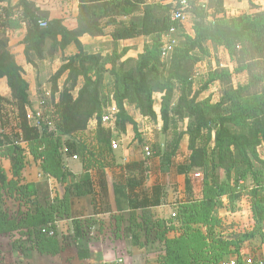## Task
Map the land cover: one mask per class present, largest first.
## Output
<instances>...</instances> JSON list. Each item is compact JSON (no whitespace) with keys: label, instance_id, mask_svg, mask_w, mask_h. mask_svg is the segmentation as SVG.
Wrapping results in <instances>:
<instances>
[{"label":"trees","instance_id":"16d2710c","mask_svg":"<svg viewBox=\"0 0 264 264\" xmlns=\"http://www.w3.org/2000/svg\"><path fill=\"white\" fill-rule=\"evenodd\" d=\"M3 1L8 3L3 7L4 15L0 16V79L6 80L12 101L24 113L25 122L21 127L27 135L34 134L32 143L43 139L38 133L53 132L47 125L40 129L31 126L25 118L30 85L9 49L7 31L25 26L23 53L26 63L32 66L45 56L63 54L70 47H74L76 53L64 59L49 89L48 99L56 122L54 133L58 138L46 136L42 143L30 146V155L38 161L43 173L65 186L64 196L44 205L36 201L34 185L17 182L25 166L26 152L0 133V203L3 194L11 196L14 192L20 202L24 199L22 205L26 207L18 209L14 218L0 207V236L26 235L27 240L17 239L22 250L29 240L39 255L59 254L56 222L69 218L70 198L92 196L97 212L89 171L102 169L104 163L99 155L112 152L113 132L101 124L106 107L113 101L118 108L117 133L125 134L131 126L134 138L142 143L138 123L127 108H133L144 120H157L153 96L159 94V116L164 133L170 131L172 119V123L189 122L183 132H177L174 141L165 144L159 159L160 173H169L181 138L188 136L186 161L176 166L177 173L184 175L183 199L176 205L174 217L152 219L150 209L162 204L166 189L160 184L147 186L151 169L145 158L126 164L115 175L113 191L117 211H141L142 225L148 233L143 242L137 237L134 243L149 247V253L156 252L155 264H225L231 258H239L241 244L260 232L264 225V156L260 152L264 148V10L254 7L250 13L227 16L223 0H205L213 21L209 24L195 22L193 34L188 35L180 34L181 25L171 22V7L160 0L157 3L78 0L74 30H68L62 20L50 18L47 10L33 2L19 0L11 6V0H0ZM103 20L105 25L101 24ZM39 21L46 22V27L41 28ZM108 26L112 28L109 35L113 41L127 39L136 31L149 37L150 44L144 45L130 65L121 61L125 50L114 49L107 55L86 51L80 39L84 35L104 36ZM171 27L176 28L173 38L177 43L164 64L162 49ZM208 49L215 53V67L196 89L194 69L209 56ZM63 76L66 78L59 88L58 80ZM107 76L112 85L111 97L105 92ZM80 79L82 84L77 88ZM213 86L219 88V99L203 100L202 93ZM75 89L77 93L73 97L71 92ZM2 101L4 98L0 95ZM92 126L99 152L96 148L90 150L85 140L78 139ZM61 137L68 139L65 144L60 142ZM198 140H202L201 145ZM64 145L70 154L80 157L82 174L75 176L63 165ZM5 162L9 164L11 178L2 167ZM127 171L131 176L128 177ZM245 190L256 230L225 236L231 226L220 223L222 199L225 197L234 208ZM70 224L73 240L77 241L89 233L86 229L95 222L82 219L71 220ZM50 229L52 236L42 234ZM151 231L154 240H149ZM170 233L173 235L169 236ZM77 252L81 260L86 249L80 248Z\"/></svg>","mask_w":264,"mask_h":264},{"label":"rangeland","instance_id":"374dc122","mask_svg":"<svg viewBox=\"0 0 264 264\" xmlns=\"http://www.w3.org/2000/svg\"><path fill=\"white\" fill-rule=\"evenodd\" d=\"M57 1V0H56ZM56 6V3L53 7L56 11H59V9L63 6L61 4ZM205 0H191V9L186 12V19L181 25V29L179 30L180 34L184 33L188 35H192L193 31V24L195 22H202L205 24H209L213 21V17L211 16L210 10L207 8V3ZM147 3H157L158 0H146ZM4 4V8H6V3ZM69 4V3H67ZM205 4L206 7H202V5ZM61 11V10H60ZM59 11V12H60ZM125 21H128V19ZM102 25L106 24V21L103 20ZM112 28L110 26L105 27V33L110 32ZM178 33V32H177ZM109 33L105 34L104 36H101L102 38L100 39L101 45L98 47H95L94 44H90L89 47L86 49L88 52L92 53H99L102 55H107L111 54L114 49H117L119 52L122 50H125L124 54L121 57V61H127L126 63L130 65L132 63L136 56L141 53L143 47L145 44H150V39L149 37L141 35L140 32H133L132 36H129L127 39H124L122 41H113ZM175 35V34H174ZM175 38V36H173ZM173 38V39H174ZM91 40V39H90ZM90 40L88 39V43H90ZM175 40V39H174ZM177 43V39L175 40V43ZM166 44V41L164 42ZM16 45L12 46V49H15ZM209 56H207L201 63H198L195 66L194 69V76H193V84L194 87L200 88V86L203 84V82L206 79L207 73L215 67V53L211 50L208 49ZM76 53V50L74 47H70L67 49L63 54L57 53V55L47 58L46 56L38 60L36 62L35 66H32L30 64H25L26 68L24 69V76L26 80L29 82L31 86V91H30V106H33L36 109H39L42 111L43 115L45 118H48L50 122V132L52 131L53 133H48L47 131L43 133H38V137L43 135V139L39 140L41 143L43 142L44 137L50 136L51 139H56L57 133H54L55 128H56V122L53 120V106H51L50 100L48 99L49 97L44 96V91L49 90L51 85H52V80L59 70L60 66L64 63V59L67 57L73 55ZM168 57L162 56V63L166 64L168 62ZM65 76L61 77V79L58 80V86L61 88L63 86V83L65 81ZM107 79L105 80V92L106 94L111 97L112 96V85L108 79V76L106 77ZM82 80L80 79L77 88L81 87ZM7 85V84H6ZM9 90V89H8ZM50 91V90H49ZM77 89L71 92L73 97L76 96ZM0 95L4 98V101L0 102V133L8 137L12 142L18 144L21 146L24 151L26 152L25 155V167H31V165H39L38 161H34L33 157L30 155V146L36 145L39 141H35L32 143V140L35 138L34 134L27 135L24 130L22 129L21 125L23 122H25L24 119V113L20 110L19 106L12 101L10 97V91H7L5 88L4 83H0ZM154 109L159 112V104H160V98L161 96L159 94H154ZM219 88L217 86L210 87L209 90L206 92H203L201 95V98L203 100H210L211 102H215L219 99ZM128 110L130 109V113L135 114L134 111H132L131 107L127 108ZM174 119L171 120L170 127H169V132L166 134L162 130V123L159 120H154V121H147L144 119H140L138 117V126H139V131L140 135L144 136L142 137V143H139L137 146V150H135L138 155L143 156L144 158V148L149 147L152 149V151L155 153L153 157L151 158H146L149 161L155 160L157 158H160L161 156V151L160 150V144L164 145L167 144V142H172L177 138V132H183L186 129V126L189 124L188 120H184L182 122H175L172 123ZM42 127V126H41ZM40 127V128H41ZM38 128V129H40ZM129 132H126L125 134L117 133L114 141L121 146V149L116 151L115 156H121L119 159H116L117 162H119L122 159L123 154L126 152H130V144L133 142V137L134 133L131 131L130 126H128ZM48 133V134H47ZM27 141H25V138ZM93 137H94V127H90L82 136H79L78 139L80 140H85V142L89 145H92L93 142ZM22 139V141L20 140ZM49 139V138H48ZM182 139V138H181ZM68 139L65 137L60 138V142L65 144ZM198 145L202 144V140H198ZM32 144V145H31ZM68 150V148H67ZM62 152L63 149H62ZM61 152V153H62ZM261 155L264 156V148L261 149ZM66 153V152H64ZM68 153V152H67ZM188 149L187 151H179L177 153L176 158L173 160L175 166L183 165L186 161ZM129 154V153H128ZM31 160L33 161L31 164ZM77 160H79L77 158ZM97 160V159H94ZM148 161V162H149ZM98 162V161H97ZM93 163V162H92ZM95 164V163H94ZM126 164L119 163L115 166V170L117 174H119V169L125 168ZM2 167L4 171L6 172L8 178H11L10 170H9V164L7 162L2 164ZM33 167V166H32ZM93 167H97V165H94ZM110 167V166H108ZM113 167V166H112ZM256 167L258 168V165L256 164ZM114 168V167H113ZM27 171V170H26ZM26 171H22L20 177L18 178L17 182L19 184H24L25 179L22 177L24 176V173ZM137 172V171H135ZM116 174V175H117ZM128 177L131 176L130 172L127 171ZM144 174V173H143ZM123 179V178H122ZM149 184V183H148ZM182 185V184H181ZM182 191H180V187L178 183L171 184L168 187V202L169 206L166 209V213L164 215L171 216L174 214V210L176 208V202H178L182 196ZM59 198V197H57ZM183 198V196H182ZM224 204L222 202V206L220 207V223L223 226H231V229L225 231L224 235L227 236L229 234H234V235H241V234H248L251 233L252 231L256 230L255 224L253 222L252 216L250 214L249 210V196L247 191L245 190L244 193L242 194V198L235 204V207L233 208V204L226 202L227 200L225 197H223ZM3 202L0 203L1 210L6 212L9 217L14 218L15 214L18 212V209H23L24 205V199L21 200V202L14 197V192L11 193V196L8 194H3L2 196ZM172 204H175L174 206H171ZM227 207V209H226ZM161 215V214H159ZM152 219L155 218L156 220V215L151 213ZM125 220L130 221V216L125 215L122 216ZM121 218V220H122ZM165 218V217H161ZM167 218V217H166ZM71 223V222H70ZM61 226L57 228L62 230V233L64 235L68 234V232H72L71 224L69 225V230H67L65 224H59ZM121 226L117 225V228L120 230ZM127 228L129 226H125ZM101 228L100 227V231ZM106 229V228H105ZM86 230H89V233H86V238H94L96 235V228L91 226V228H87ZM59 231V230H58ZM135 234L137 237L140 239L141 242L144 241V237L146 236V233L143 225L137 226L136 230H134ZM42 234L52 236L53 235V230H49L46 232H42ZM59 237H60V232H58ZM153 231L149 234V240H154L153 237ZM173 235V233H170L169 236ZM17 233H13L10 235V238L5 236L3 238H0V264H60L58 258H44V259H39L36 257L37 252L34 250V248L31 247L30 243L27 241L25 247L26 249L20 248V246L17 244V239L20 238L18 241L22 240H27L26 235H20ZM2 237V236H1ZM66 237V236H65ZM103 237V236H102ZM106 236L103 238V241H99V244L102 246H106L107 244L110 245L113 244L116 251L115 255L112 256L111 259H107L109 262L114 261L112 264H155L157 253L153 252L154 254H150L151 257H147V250H149V247H146L142 249V251H139L140 253L137 252V250L132 249L136 253V255L132 256V253L130 254V241H125V240H119L118 242H113V241H106L104 240ZM67 238H64V246L69 247L68 250L63 254V262L64 264H90V262L95 264L94 262H100V255L98 254L100 250L101 251V246L97 245V251L96 255L89 257V254L85 252L86 258L88 260L86 261H80L77 262L75 261V251L71 247L73 244H69L67 241ZM67 243V244H66ZM109 247V246H108ZM33 254L35 256V259L33 258L30 260V255ZM142 254L143 257L141 259L140 255ZM239 254L241 256H244L246 259L250 260H257L259 258H264V225L261 229L260 232L256 233L252 238L244 241L241 246L239 247ZM39 256V254H37ZM154 255V257H153ZM89 257V258H88ZM132 257V258H131ZM131 258V260H130ZM149 258V259H147ZM74 259L73 263H71V260ZM106 259H104V262H108ZM133 260V261H132ZM144 261V263L141 262ZM32 261V262H31ZM103 264V263H100Z\"/></svg>","mask_w":264,"mask_h":264},{"label":"crops","instance_id":"0c3cea01","mask_svg":"<svg viewBox=\"0 0 264 264\" xmlns=\"http://www.w3.org/2000/svg\"><path fill=\"white\" fill-rule=\"evenodd\" d=\"M19 0H11L10 5L13 6L16 4ZM33 2L37 7L47 10L50 14V18H56L60 19L63 22V25L68 29V30H74L77 27V17H78V0H61V4L63 5L59 11H56L53 9L55 3L56 6L60 5V1L56 0H26ZM7 1L0 2V5L4 7V4ZM69 3V4H67ZM223 5H224V10L226 12L227 16H236L242 13H250L252 11V8L258 7L261 10H264V0H223ZM108 28V27H107ZM107 34L109 32H106ZM26 35V28L24 25H22L18 29L14 30H8L7 31V36L9 38V49L10 51L14 54L16 62L18 65H20L23 70L26 68L25 64V56H24V46L22 45V41ZM109 37L110 36H106ZM102 37H90L84 35L80 41L84 48H88L90 44H94L95 47H98L101 45L99 42ZM88 39L90 40V43H88ZM16 45L15 49H12V46ZM25 71V70H24ZM107 79V78H106ZM109 79V78H108ZM109 81V80H107ZM0 83L5 84V88L7 91L8 86L6 85V80L5 79H0ZM29 83V82H28ZM30 85V84H29ZM30 91H31V86H30ZM161 96V95H160ZM132 111L133 108H131ZM159 109H160V104H159ZM128 110V109H127ZM129 114L134 118V120L138 123V117L141 119V117L135 112V114L130 113V109L128 110ZM158 117L157 120H160L159 112H157ZM139 127V126H138ZM131 131L132 127L130 126ZM126 132H129V128L127 127ZM133 132V131H132ZM140 132V131H139ZM117 134L116 128L115 131L113 132V139L112 142L114 141V138ZM83 134H80L82 136ZM144 137L143 135L141 138ZM214 138V134H212V141ZM133 142L130 144V152H126L123 154L122 159L117 162L116 159H119V156H115L116 151L121 149V146L118 144V148L116 150L112 149V142H111V153H107L106 151L103 152V154L99 155V158H102V162L104 163V166L102 169H91L90 176L92 179V184H93V190L95 192V199L97 202V212L94 211L93 207V202H92V196L87 195L85 197L77 198L75 196H72L70 198V215L68 219H63L59 220L56 222V229L61 226L59 224H65L67 230H69V225L71 220H92L95 222L94 228H96L97 232L94 238H89L86 236L79 238L77 241L73 240V236L71 235L70 232L68 234L64 235L62 233V230L58 229L60 232V237H59V242H60V252L59 254L55 256L51 255H36L37 258L39 259H44V258H58L60 264H64L62 259H63V254L68 250L69 247L64 246V238H67L69 244H73L71 247L73 251H75V261L79 262L80 261H86L88 260L86 256L83 257V259L78 258V249L83 248L86 249V253L89 254V257H92L96 255L97 251V245L101 246V251H99L100 255V262H94L95 264H112L114 261H108L107 259H111L113 255H115V247L113 244L110 243L107 244L106 246H102L99 244V241H103V238L106 236L104 240L106 241H113V242H118L119 240H125V241H130V254L132 253L133 255H136L132 249L137 250L138 253L139 251H142V247H140L137 243H134V240L137 238V235L135 234L134 230L137 228V226L142 225V219H141V211H126L125 213H121L117 211L116 204H115V196H114V191H113V183H114V177L117 174L115 166L119 163L122 164H128V163H133V162H140L144 160L145 158L143 156L138 155V153L135 151L137 150V146L139 142L133 137ZM93 144L88 145L86 142V146L91 149H95L96 151L99 152L98 147L95 144V141L92 140ZM188 136L183 135L182 139L180 140L179 143V151H187L188 149ZM116 143V142H115ZM213 145V144H212ZM162 145L160 144V147ZM164 146V145H163ZM67 146L64 145L62 148L67 149ZM62 152V151H61ZM129 153V154H128ZM62 157V163L63 165L75 176H78L84 172L83 168V163L81 162L80 157H78L79 160H73L72 156L76 154H70V151L68 149V153H61ZM188 154V153H187ZM77 156V155H76ZM159 159L157 158L155 160L149 161L150 165V173L148 175V183L147 186H151L154 184H160L161 186H164L166 189L165 192V197L163 199V202L160 206L158 207H153L150 209V213L156 215V218H161V217H169L167 215H164L166 213V209L169 206V202L167 200L168 198V187L171 184L178 183L180 187V191H182V196H184V175L177 173L176 171V166L171 167L169 173L167 174H161L159 171ZM31 160V164H32ZM174 165V162H173ZM33 166V167H32ZM31 165V167H25L23 171H26L24 173V176L22 177L25 179L24 184L27 183H32L34 185L35 189V200L38 201L40 204H46L48 202H52L55 198L59 197L62 198L64 196V188L65 186L60 185L55 179L49 178L47 175H45L42 171V168L37 165ZM110 166V167H108ZM114 168H113V167ZM182 184V185H181ZM145 186V185H144ZM182 196L176 204L180 203L182 201ZM224 199V198H223ZM222 199V202L224 204V201ZM226 199V198H225ZM227 200V199H226ZM228 202V200L226 201ZM177 204V205H178ZM175 204H172L171 206H174ZM227 209V207H226ZM220 211V210H219ZM161 214V215H159ZM129 215L130 216V221L125 220L122 218V216ZM219 212V216H220ZM124 219V220H121ZM155 219V218H154ZM117 225H120L121 229L119 230L117 228ZM130 229L125 227L129 226ZM101 228V231L99 230ZM106 228V229H105ZM132 228V229H131ZM66 236V237H65ZM103 236V237H102ZM5 237L4 235L0 238ZM67 244V243H66ZM109 246V247H108ZM97 251V252H98ZM147 257H151L153 252H147ZM151 254V256H150ZM33 254L30 255V260L33 258L35 259V256ZM141 259L143 257L142 254H139ZM88 257V258H89ZM134 257V256H133ZM154 257V255H153ZM132 258V257H131ZM130 258V260H131ZM156 258V257H154ZM104 259H106L108 262H104ZM149 259V258H147ZM33 261V260H32ZM31 261V262H32ZM74 259L71 260V263H73ZM133 261V260H132ZM142 262V260H141ZM144 263V261L142 262ZM33 264V263H32ZM90 264H93V262Z\"/></svg>","mask_w":264,"mask_h":264},{"label":"built area","instance_id":"2783aa9c","mask_svg":"<svg viewBox=\"0 0 264 264\" xmlns=\"http://www.w3.org/2000/svg\"><path fill=\"white\" fill-rule=\"evenodd\" d=\"M163 4H168L171 7V22L176 24H182L186 19V12L190 10V1L189 0H160ZM204 8V5L202 6ZM4 15V8L0 5V16ZM38 25L41 28L46 27V22L39 21ZM176 32L175 27H171L168 35L166 36V44H164L162 49V56H168L171 53L173 46L175 45V40L173 39V35ZM44 96L50 97V91L45 90ZM118 115V108L116 104L111 101V104L108 105L105 109L104 114L101 116V124L104 127L110 128L112 132L115 131V124ZM25 118L29 125L34 126L36 128H40L43 125H47L50 127V122L48 118H45L42 111L34 108L33 106H26L25 108ZM22 141V139H20ZM118 148V144L112 142V149L116 150ZM164 146L162 145L159 151H162ZM64 152H68L67 149L63 150ZM154 152L151 148H144V155L146 158H151L154 156ZM77 156L73 155L72 159L77 160ZM174 217V214H172ZM225 264H264V258H259L257 260H250L244 258V256H240L239 258L234 257L229 259Z\"/></svg>","mask_w":264,"mask_h":264}]
</instances>
